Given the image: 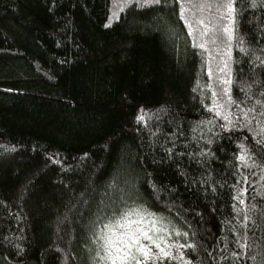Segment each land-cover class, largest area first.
<instances>
[{"label":"trees","instance_id":"trees-1","mask_svg":"<svg viewBox=\"0 0 264 264\" xmlns=\"http://www.w3.org/2000/svg\"><path fill=\"white\" fill-rule=\"evenodd\" d=\"M183 3L0 0V264H95L132 208L193 264H264V3L207 51L218 0Z\"/></svg>","mask_w":264,"mask_h":264},{"label":"snow or ice","instance_id":"snow-or-ice-1","mask_svg":"<svg viewBox=\"0 0 264 264\" xmlns=\"http://www.w3.org/2000/svg\"><path fill=\"white\" fill-rule=\"evenodd\" d=\"M147 3H160V0H146ZM191 0H185V3L181 4L180 16L184 19L186 26L192 29V22L187 19L190 9L188 4ZM264 3V0H262ZM202 4H207V0H202ZM235 0H218L217 10L220 12L218 21L213 24L211 21L206 22L205 18L202 16L195 23L198 26L203 27V31L197 27L194 30L189 31V35H194V32H200L199 40H196L193 44L194 47H199L200 49L207 51L206 41H203V37L209 36L211 33L213 36L216 31L219 30L222 34L227 36L229 41L233 38L235 21ZM208 8H211V4H207ZM223 9V11H220ZM115 14V13H114ZM227 21L226 23H220V21ZM215 43V39L211 41ZM211 75V72H209ZM225 84L230 85L231 80L224 81ZM224 94L229 96V103H234L231 100L230 89L225 88ZM215 96L216 93L214 92ZM217 115H220L218 110L221 105H217ZM247 116V113H244ZM225 120L231 123L228 115L223 117ZM241 164L245 167L248 166L247 155H241L239 157ZM243 195V193H241ZM239 199V197H237ZM243 204L244 201L240 200ZM151 227H147L145 224V218L143 214L135 209H128L124 211L116 219H110L108 223L103 226L102 232L98 234V239L102 240L101 248L104 251V255L100 257L101 260L108 262V264H155L157 260L163 261L165 258L173 259L170 251L167 247H163L162 244L165 243L163 237L156 236L157 232L162 231L156 227V220L149 221ZM147 241L148 243H144ZM175 245H169L168 247H173ZM153 247L157 250L153 251ZM179 247H184L180 245ZM192 247V245H188ZM180 259H183L181 256ZM187 264V262H186Z\"/></svg>","mask_w":264,"mask_h":264},{"label":"rangeland","instance_id":"rangeland-1","mask_svg":"<svg viewBox=\"0 0 264 264\" xmlns=\"http://www.w3.org/2000/svg\"><path fill=\"white\" fill-rule=\"evenodd\" d=\"M145 218V224L147 227H151V224L149 223V221H151V219L145 215H143ZM156 227L158 228V226L156 225ZM156 236L161 237L162 235L159 234V232H157L155 234ZM165 243L162 244L163 247H167V250L170 251L172 257H174L173 259H168L165 258L163 261L157 260L155 262V264H193L189 259H187L182 250L180 249V247L177 244L168 242L166 240H164ZM144 243H148L147 241H144ZM169 245H175L173 247H168ZM153 251L156 252L157 250L153 247ZM101 253V254H100ZM99 255L96 257V262L95 264H108V262H105L103 260L100 259L101 256L104 255V251L100 252ZM183 257V259H180V257Z\"/></svg>","mask_w":264,"mask_h":264}]
</instances>
